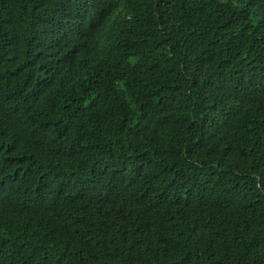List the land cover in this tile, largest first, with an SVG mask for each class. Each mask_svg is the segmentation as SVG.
<instances>
[{
	"label": "trees",
	"instance_id": "obj_1",
	"mask_svg": "<svg viewBox=\"0 0 264 264\" xmlns=\"http://www.w3.org/2000/svg\"><path fill=\"white\" fill-rule=\"evenodd\" d=\"M0 264H264V0H0Z\"/></svg>",
	"mask_w": 264,
	"mask_h": 264
}]
</instances>
